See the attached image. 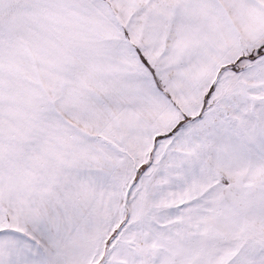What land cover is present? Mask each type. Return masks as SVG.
Segmentation results:
<instances>
[{"label":"snow or ice","instance_id":"snow-or-ice-1","mask_svg":"<svg viewBox=\"0 0 264 264\" xmlns=\"http://www.w3.org/2000/svg\"><path fill=\"white\" fill-rule=\"evenodd\" d=\"M0 264H264V0H0Z\"/></svg>","mask_w":264,"mask_h":264}]
</instances>
